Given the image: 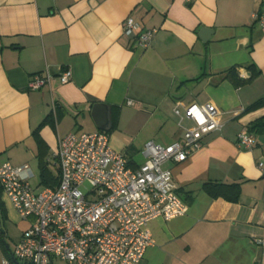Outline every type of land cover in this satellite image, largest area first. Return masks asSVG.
<instances>
[{
	"label": "crops",
	"instance_id": "0c3cea01",
	"mask_svg": "<svg viewBox=\"0 0 264 264\" xmlns=\"http://www.w3.org/2000/svg\"><path fill=\"white\" fill-rule=\"evenodd\" d=\"M254 13H264V0H0V166L28 165L31 187L48 188L40 185V158L59 179L58 141L99 132L92 108L105 104L109 146L137 169L144 159L134 156L146 143L182 140L175 110L212 106L221 130L185 162L163 165L187 211L148 224L155 244L139 264H264L256 243L264 237V127L253 129L264 122V105L248 110L264 100V31ZM129 17L157 31L147 48L123 36ZM231 69L244 85L220 81ZM65 71L71 76L62 84ZM36 75L50 81L30 90ZM49 116L53 126H41ZM241 132L254 137L251 149L236 145ZM205 184H238L239 201L212 199ZM32 222L0 193V264ZM9 228L18 233L12 249Z\"/></svg>",
	"mask_w": 264,
	"mask_h": 264
},
{
	"label": "built area",
	"instance_id": "2783aa9c",
	"mask_svg": "<svg viewBox=\"0 0 264 264\" xmlns=\"http://www.w3.org/2000/svg\"><path fill=\"white\" fill-rule=\"evenodd\" d=\"M252 19L264 31V13H254ZM122 28L123 36L136 38L143 49L157 33L143 31L131 17ZM70 76L65 71L61 83L66 84ZM49 81V76L36 75L28 88L39 90ZM174 114L182 140L167 146L146 143L140 152L144 163L137 169L110 148L108 135L101 131L69 134L58 141L52 155L59 171L55 188L36 192L30 185L33 172L28 165L0 166L2 193L21 219H33L11 260L1 264H53L54 259L66 264H139L155 244L148 224L173 220L187 211L176 194L171 171L163 165L185 162L202 147L205 137L222 128L212 106L190 104L183 113L175 110ZM184 120L193 128L183 126ZM254 143V137L245 132L237 135L239 148L249 150ZM256 243L264 250V237Z\"/></svg>",
	"mask_w": 264,
	"mask_h": 264
},
{
	"label": "trees",
	"instance_id": "16d2710c",
	"mask_svg": "<svg viewBox=\"0 0 264 264\" xmlns=\"http://www.w3.org/2000/svg\"><path fill=\"white\" fill-rule=\"evenodd\" d=\"M249 70H252L253 78L258 75L254 71V67L251 66ZM220 81H229L232 83L235 87H241L245 84L246 81L240 80L238 78V75L234 69L229 70L225 74H223L220 77ZM251 81V80H250ZM264 105V100H260L256 102L254 105H252L248 110H254ZM54 119L50 116L47 117L44 122L41 124V126L50 123L53 126ZM264 127V122H258L254 125L253 129L255 127ZM40 164H39V178H40V185L48 188H55L58 185V177L51 174V172L48 169V166L46 162L42 158H40ZM204 192L209 195L212 199H223L229 203H237L239 201L240 197V186L238 184H232V185H223V184H205L203 186ZM2 192V189L0 187V193ZM1 232V231H0ZM1 241V239H0Z\"/></svg>",
	"mask_w": 264,
	"mask_h": 264
},
{
	"label": "water",
	"instance_id": "95a60500",
	"mask_svg": "<svg viewBox=\"0 0 264 264\" xmlns=\"http://www.w3.org/2000/svg\"><path fill=\"white\" fill-rule=\"evenodd\" d=\"M244 78H249V74L243 73ZM110 107L105 104H96L92 108V118L96 128L100 131L108 132L111 129Z\"/></svg>",
	"mask_w": 264,
	"mask_h": 264
},
{
	"label": "rangeland",
	"instance_id": "374dc122",
	"mask_svg": "<svg viewBox=\"0 0 264 264\" xmlns=\"http://www.w3.org/2000/svg\"><path fill=\"white\" fill-rule=\"evenodd\" d=\"M185 126H186V124H185ZM162 133H164L163 136L166 137V132H162ZM141 157H142L141 156V153H138V154H136L134 156V159H135V161H138L139 162V161H141ZM32 167H33V171H34L35 178L32 180L31 184L35 188L37 186V183H38V177H37L38 171H37V168H36V164H32ZM50 167H51V169L53 171L56 172L55 168L52 165H50ZM9 230H10L9 232L11 234V238L9 237L7 239V244L9 245L10 249H12L13 246H14V240H13V237L12 236L15 237L18 233L15 230H13V229H10L9 228ZM53 261H54V264H66V263H64V262H62V261H60L58 259H54Z\"/></svg>",
	"mask_w": 264,
	"mask_h": 264
}]
</instances>
